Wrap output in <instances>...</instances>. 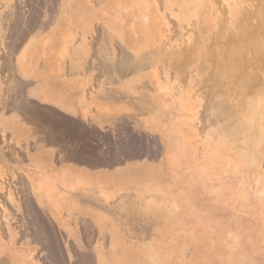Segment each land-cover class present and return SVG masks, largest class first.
<instances>
[{
	"label": "rangeland",
	"instance_id": "1",
	"mask_svg": "<svg viewBox=\"0 0 264 264\" xmlns=\"http://www.w3.org/2000/svg\"><path fill=\"white\" fill-rule=\"evenodd\" d=\"M62 1L74 3V0ZM97 1L98 0H77L79 7L73 6V8L66 13V18H68V20L70 19L71 25H68L71 27L72 24L78 23L79 18V20L84 19L85 23L91 24L90 27H95L94 31L97 33L90 39V46H98L97 44H99L103 47H109L116 41H119L117 38L119 36L118 33L123 26L121 23L109 25L107 21L110 22L111 17L103 20V18L98 15L100 8H98ZM3 3L4 1L0 0V106L2 107L0 123L10 122L15 128H17V124L20 125L23 128L20 130H22L24 135V137H22L24 143H21L20 146H10L8 144V146H6L4 142L0 143V264H10L4 257L11 258L13 261L11 264H20V262L21 264H26V261H30V258L27 260V254L32 257L35 255H44L46 252L26 249L21 250L20 242L18 241L17 243L16 240L21 237L26 240L23 242L25 247L27 242L33 243L39 236L46 235L42 233V226L37 228V226L34 225L37 222H41L37 217V212H35L36 209L38 210V206L36 203L32 202L25 203L23 195L15 192V187L18 186L19 188L20 185L24 186L25 190L28 192L26 194L28 198L33 199L34 197H38L39 200L45 201L44 198H46L47 194L41 193V190L47 192L46 188L49 185L47 181H49V179L45 180L43 178L46 175L39 178L31 175L36 174V172H43L41 169L48 170L49 167L54 171H63V169H67L64 163H68L71 160L64 156L63 149H58L44 143L34 128L37 127V125L39 126V124L33 121L30 122L26 118L23 119V116L19 115V111L14 108L17 106L32 107L36 110H40L39 104L42 103V101L45 103H54L53 99L55 97V99L58 100L62 97H64L63 100L69 98L71 101L74 95L70 94V96L66 93L67 91H65L67 88L66 86L71 89L73 84L67 85L65 82L66 85L62 87L60 83L54 82L52 79H46V77H48L46 72L49 71L48 73H51V70H53V61H43V59L42 61H36V59L25 61L26 58L28 59L34 52H31L30 49H28L29 51L24 49L27 39L25 40L22 34L18 35L16 30L20 29V25L26 28L27 26L30 27L34 25L37 20L39 21L40 17H42L39 15L41 13H46L47 0H6V2ZM158 4L161 6L162 1L158 2ZM200 4H202V8L199 7ZM118 6L119 4L114 7H109L108 5L104 13H107V15H119L117 11ZM88 8H91V10ZM211 8L226 11L225 20L228 25L226 33L222 32V36L221 32L218 33V35H204L202 33H196V29H192L191 27L189 28V30H191L189 33L182 36L178 35L177 39L172 41L168 47L163 48V50L165 53L167 51V55L170 57L172 54L176 53L172 55L175 61H209L213 63L216 66L215 79L219 78L218 80L216 79L218 85L221 82L225 83L228 80L227 77L232 78L233 92L238 93V96L232 100L235 105H237V112L234 113L232 135H223L227 142L233 145L232 153L228 155L227 148L217 147V143H221L219 140L222 139V135L215 133V127H210L202 123V120L199 119L200 112L198 113L197 109L198 102L192 103L188 100L186 93L184 95L182 94L183 90L187 91V85H194L198 82L197 79L192 77L189 69L183 73L172 70L173 76H171L172 73L170 71L166 70L160 82L153 71H150V73L147 70L138 71L133 65H128V69L124 68V71L117 72V70L113 69L114 65H112L117 61H103V63H105L103 70L106 77L101 83L93 80V88H95V86L97 88L99 87L98 85H101L102 88L107 90L109 96H117L110 97L109 104L113 105V102H116L124 116L127 114H132V116L136 115L135 119H129V123H133L134 126H130V130L134 131L133 133H139V139L136 136L135 138L124 140L121 138L122 133L126 134L128 132V134L131 135V131L125 128L118 129L116 132L118 137L121 138V141L116 148L123 158H125L123 155L125 152L127 155H137L134 158L140 156V162L135 163L137 166L133 168H127L126 166L123 168L124 170L113 165L109 167V170H101V167H99L100 169H92L90 166H84L85 169L82 171L84 175H87L84 186H88L90 191H94L100 205L103 203L112 207H119L120 205L129 207L128 203L129 201L131 202L130 198L126 204H118V202H115V199H110L108 197L109 192L113 190L121 191L122 188L125 189L124 192H130L132 197L136 195L138 203L140 201L144 202L145 200L150 202V198L158 202H164L167 201L165 199L167 196L160 192V190L169 188L172 184H179L180 188L185 190L184 185L186 182L183 176L192 178L194 176L193 173L195 174V172H198L197 170H199L200 167L209 169L212 165L211 169L214 172V179L219 180L221 184L215 185L216 188L213 190L210 189V191L200 194V200H203L205 204L219 203L222 205V203H232L235 208L236 224L233 236H231L229 240H225L222 236L216 235L213 230L214 225L210 221H207L206 225H204L203 234L198 235L196 238L194 235H189L192 241H190L191 239L188 236V242L185 243L187 246L186 253L188 256V263L184 262V256L183 258L177 257L178 252L181 256L184 253L179 250H163L162 252L165 256L160 255L161 259L167 264H172L173 261L176 262V264H264V56L256 60L247 53L249 52V47L255 46L257 43V46H264V0H194L191 4V9L194 10L204 11L205 9L209 10ZM85 10H89V12ZM10 11L12 12L10 13ZM248 12L254 14L252 15L253 19L249 21L251 27L249 32H247L248 35H244L243 33L236 38V47L239 46L241 50H244L246 61H226L227 56L230 59L232 56L233 41H231V39L234 37V34H236L240 23L243 24L245 18L249 14ZM172 15L174 14L172 13ZM8 20H10V23L7 22ZM188 20L187 24L190 27L192 26L191 21H198V18ZM14 26L17 27L14 29ZM102 34L104 36H102ZM205 36L209 38L206 39ZM218 37H220V42L218 41ZM213 42L215 43L213 44ZM120 46L121 47L118 46L121 48L120 53L127 51L122 45ZM63 47L65 48L66 44L65 46L63 45ZM111 49H113V52L115 51L114 47ZM141 51L142 49L139 50V53H141ZM209 51L211 54H207ZM184 52H188L190 55L186 54L187 56L184 58ZM139 53L136 52L135 56L140 57L141 54ZM155 53L156 52H153L152 55L157 58H153V60L150 59L151 61H157L159 59V54L157 55ZM70 54H72V52ZM124 55L120 54V57ZM208 55L209 57H207ZM45 57H48V55H45ZM237 62L239 64H245L243 71H233V64ZM83 63L84 61H70V70L72 72L84 73ZM95 63L96 61H93V65H95ZM109 68H112V70ZM148 73L151 74L152 79L154 77V80L157 81L155 86L157 91L161 83L164 85L163 79L169 81L167 83L168 87L163 88L162 92L164 93V89L170 90V96L165 97L162 95L157 97L153 92L150 93L147 90L138 88L144 83L142 80L148 79H144L145 75H148ZM91 75L94 76L95 72L92 71ZM66 79L68 80V78ZM209 83L211 85L214 84L213 81ZM224 83L221 84L222 90L224 89ZM251 84L255 87L254 91L250 94L247 92V87ZM49 85H51V87L46 88ZM150 90H153V88ZM205 90L208 91V88H205ZM39 91H43L44 96L39 95ZM141 93L144 95H141ZM210 97L211 100H213L214 96H212V94ZM138 99H141L142 102L143 100L146 101L141 104V101ZM151 101L154 102L156 108L150 106L152 105ZM148 102H150V105L143 107V104L148 105ZM169 102L173 103L172 111L174 114L172 113L170 118L173 123L177 125L183 120L192 123V128L195 124L197 125L194 130L196 134H198L197 140L199 141L195 143L198 149L192 153L193 155L195 154L198 161L197 165L200 163L197 167H193L192 164L196 165L195 163L187 161V155L193 150L191 146L192 142L189 141L192 132L188 133L186 156L183 154L180 156L183 143L181 140L176 141L175 139V141L170 140L172 144L174 143V150L170 151L169 155H167L168 159L166 158L165 143L168 137H165L166 132L164 131L163 127L165 126L163 124L169 120L167 121L168 115L166 111L164 112L162 109L165 108ZM139 104L143 106L139 107ZM30 105L32 106L28 107ZM142 107L151 108L143 110ZM208 115L209 114H202V117L207 119ZM149 117H151L153 121L160 122L158 124L163 126H161V128H163L161 132L164 131L165 133L161 134L159 130L146 129L145 127L148 126V123L152 121L147 119ZM25 119L28 122H26ZM15 122L17 124H15ZM158 124L156 123V128L160 127ZM15 128L13 129L14 131L18 130ZM138 128L140 129L138 130ZM126 136L127 135H125V137ZM3 138L4 133L0 130V139L2 140ZM175 146L176 148L181 147L179 150L180 153H175ZM67 148L68 147H66V149ZM60 150L61 152H59ZM149 150L151 153L148 152V154H144V151ZM5 153H29L39 157L45 155V159L47 156L53 158L56 165L51 166L49 164L48 166L34 168L36 162L25 161L19 157L9 158L4 155ZM97 162L98 161H94L93 163L98 164ZM99 171H103L106 174V181L101 186H97L98 183H94L96 184L95 186L90 183L91 180H94L90 174ZM107 171H109L108 174ZM165 171L166 177H162V172ZM134 172L136 174L140 173L136 179L128 178L122 180L123 174L132 175ZM145 173L157 175L143 178V174ZM160 173L161 175L159 176ZM203 178H197V185H209L206 184L208 181ZM227 178L230 180L229 183H224V179ZM115 184L118 185L115 186ZM7 190L10 191L8 192ZM212 191H216L217 193H213ZM69 192L68 190V194H70ZM20 196L23 200H19ZM164 196L166 197L164 198ZM193 197H196V195L194 194ZM5 198L9 203V207H5ZM43 204L42 202L39 207L42 209L46 219L50 221V216ZM10 205L12 210L11 215L9 209ZM149 205L150 207H146L150 209L152 205ZM32 211L34 214H32ZM5 215L6 218H4ZM144 218L145 216H140L141 221H143ZM3 219L5 220L3 221ZM3 222L6 223L5 226L8 232H5ZM36 229H38V232H36ZM140 229L142 232L145 227L141 225ZM160 229L161 232H155V236H158L160 239V241L157 242L164 246L169 240L170 234L169 231H162L164 228H159L158 231H160ZM36 233L37 235H35ZM60 235L61 233H58V236ZM143 236H140V238L142 239ZM215 237L221 239L215 241ZM48 238L55 245V241H53V239H56L55 235L50 232ZM74 238V236L69 237L67 235H61L60 243L64 245V242L67 241L68 244L72 245L73 243L71 241H73ZM143 251L148 252L147 249H143ZM159 251L160 250L157 249L155 252L159 253ZM48 252L52 255H60V251L54 250ZM150 253H152V251H149V254ZM172 254H176V256L174 255L172 257ZM16 260L17 262H15ZM170 261L171 263H169ZM130 263L132 264V262ZM144 263L150 264V260L145 259ZM27 264L34 263L29 262ZM133 264H135V262ZM153 264H160V262L159 260L156 261L154 258Z\"/></svg>",
	"mask_w": 264,
	"mask_h": 264
},
{
	"label": "crops",
	"instance_id": "2",
	"mask_svg": "<svg viewBox=\"0 0 264 264\" xmlns=\"http://www.w3.org/2000/svg\"><path fill=\"white\" fill-rule=\"evenodd\" d=\"M3 1L4 3L6 2V0ZM117 1L119 2V6L117 7L119 15H108V17H111V20L114 21L115 24L121 23L123 27L118 33L119 36L117 38L119 41H116L109 47L89 45L90 39L97 32L95 33V27H90L91 24L85 23L84 19L79 20V18L76 25L72 27L69 26L68 24L71 25V22L70 19L68 20V18H66V13L73 8V4L62 0H47L46 13H41L39 15L42 16L39 21L37 20L34 25L30 27L27 26L24 28L20 25V29H16L18 35L22 34L25 40L27 39L24 49L27 51L30 49L31 52H34V54L28 59L26 58L25 61L41 57L43 61L54 62L51 73H48L49 71L46 70L48 76L46 79H52L54 82H58L64 87L67 80L64 78L65 74L69 72L73 77L75 76L74 78L72 77L73 79L71 81V83L74 82L73 87L71 89L68 86H66L67 88L65 87L66 93L74 95L73 100L70 101L69 98H65L63 103H59V101L45 103L42 101V103L39 104L40 108L45 114L46 112L50 115L55 114L52 115L54 118H57L59 121L63 120V122L65 121L64 123L75 127L79 133L85 135V142L88 141V144H93L94 146L98 145L101 149L99 151V158L96 157L98 154L88 157L84 160L83 164L78 161L67 160L69 161L68 163L63 162L67 166V169L65 168L63 171H54L49 167L48 170L40 168L45 173L36 172V174H32L31 176H36V178L44 175L48 176L43 177L45 180L49 179V181H47L49 184L46 188L47 192L41 190V193L47 194L46 198H44L45 201L39 200L38 197H34L33 199L28 198L26 195L28 192L25 190L24 186L20 185L19 188L18 186L15 187V192L23 195L25 203L32 202L36 203L38 206V210L36 209L35 212H37V217L41 222H37L34 225H36L37 228L42 226V233L46 235L39 236L33 243L27 242L25 247L23 242L26 240L22 237L16 240L17 243L18 241L20 242L21 250L26 249L46 252L44 255H37L38 258L36 255L30 257V255L27 254V260L30 258V261H26V264L29 262L34 264H131L130 262H132V264L134 262L135 264H145V259L150 260V264H153L154 258L156 261L159 260L160 264H167L161 259V256H165L162 251L166 249L184 252L182 256L179 255L180 253L178 252L177 257L183 258L184 256V262L188 263V256L186 253L187 246L185 244L188 242V236L194 235L196 238L198 235L203 234L204 225H206L207 221H210L214 225L213 230L215 234L222 236L225 240H229L235 232V208L232 203H222V205L219 203L205 204L203 200H200V194L210 191V189L213 190L216 188L215 185L221 184L219 180L214 179V172L211 169L212 165L209 169H204L203 166V168L200 167L199 170H197L198 172H195V174L193 173L194 176L192 178L183 176L186 182L184 185L185 190H182L179 184H172L171 187L160 190V192L167 196H164L167 201L158 202L153 199H151L150 202L146 201L148 204L151 203L152 207L150 209L146 206H140L138 202H133L129 207L121 205L119 207H112L103 203L100 205L94 191H90L88 186H84L87 175H84L82 170L85 169L84 166L97 165L93 163L97 159H103L101 161L105 163L101 166V170H109L108 166L115 164L122 169L126 166L127 168H133L137 166L135 163L140 162L139 158H134L137 155L131 154L132 150L130 153L131 155H127L125 152L123 154L125 158H123L116 148L121 138L124 140L136 136L138 138L139 133H133L134 131L130 130V126H134L133 123H129V119H135L136 115L132 116V114H127L124 116L116 102L110 99L113 105L109 104V98L117 96H109L107 90L102 88L101 85H98L99 87L97 88L96 86L93 88V80L101 83L106 77L103 70L105 63H103L102 60L144 61L148 59L150 61V59L153 60V58H157L153 57V52H156L158 55L163 48L168 47L172 41L176 40L178 35L182 36L189 33L191 31L189 28L191 27H193L192 29H196V33L218 35L221 30V24H225L226 11H217L212 8L209 10L205 9L204 11L191 9V4L194 0ZM160 1H162L161 6L158 4ZM78 4L76 2L77 6ZM97 5L103 6L99 9V16L100 13L102 15L105 14L104 11H106L105 9H107L108 5L109 7L117 6L112 0H105V2H103V0H98ZM199 7L202 8V5L200 4ZM88 9L91 10V8ZM12 11H10V13ZM85 11L89 12V10ZM172 13L174 15H172ZM195 18H198V21L193 22L190 20L192 26L189 27L187 24L189 21L188 19ZM7 22L10 23V20ZM15 27L17 26H14V28ZM205 38L208 39L209 37L205 36ZM219 40L220 37H218V41ZM65 44L66 47L64 48L63 45L65 46ZM120 45L127 51L123 53L125 54L124 56L118 58V56L122 54L120 53L121 49L118 47ZM113 47L115 50L114 52L113 49H111ZM140 49H142L141 53H139ZM70 51L72 54H70ZM136 52L141 54V56L136 57ZM46 54L48 57H45ZM175 54L176 53L172 55ZM146 55L148 58H143V56ZM185 57L186 53L184 58ZM70 61H84V73L72 72L69 66ZM93 61H96L95 65H93ZM92 71L95 72L94 76L91 75ZM39 92V95L44 96L43 91ZM170 92V90L164 89L163 96H170ZM170 103L171 102L164 108L168 115L167 121L169 120L163 124L165 127L158 124L160 122L153 121L151 117L147 119L152 121L148 123L147 127H144L149 130H159L160 132L164 128L166 133L163 131L161 134L165 133V137L171 138L172 141H175V139L176 141L181 140L183 148L185 149L188 144V133L192 132L189 141L192 142L191 146L193 150L187 155V161L195 163L196 165H192L193 167H197L200 163L197 165L198 161L195 154H192L194 153L193 151L198 149L195 144L199 141L197 140L198 134H196L194 130L197 125L195 124L192 128V123L183 120L177 125L173 123L170 119L172 113L174 114L172 111L173 103L169 106ZM1 109L2 107L0 106V115L2 112ZM156 123L160 125V127L156 128ZM15 124L17 123L15 122ZM16 126L17 128L10 122L0 123V130L4 133V138L2 140L0 139V143L4 142L6 146H20L21 143H24V139H22L24 135L22 130H20L23 128L18 124ZM161 126L163 128H161ZM14 128L18 130L14 131ZM124 128L131 131V135L128 134V132L126 134L122 133V137L119 138L116 131ZM139 129L140 128H138V130ZM125 135L127 136L125 137ZM148 152L151 153L149 150L144 151V154H148ZM4 155L9 158L19 157L25 161L36 162L34 168L48 166L49 164L51 166L56 165L53 158L47 156L45 159V155L42 157L33 156L29 153H5ZM108 172L109 171H107V174ZM139 174L140 173L136 174L135 172L132 175L123 174L122 180L128 178L136 179ZM143 175V178H149L157 174L151 175L150 173H145ZM160 175L161 173L159 176ZM162 177H166V171L162 172ZM198 177H204L203 179L208 181L206 184L209 185H197L196 182ZM224 181V183H229L230 180L227 178L224 179ZM68 190L70 194H68ZM7 191L9 192L10 190ZM212 192L217 193L216 191ZM194 194L196 197H193ZM20 199L21 196L19 200ZM41 201L46 207L52 224L46 219L42 209L39 207L42 203ZM4 204L5 207H9L6 198L4 199ZM9 209L11 215V205ZM32 214H34L33 211ZM140 216H145L143 221H141ZM4 218H6V215ZM4 220L5 219H3V221ZM3 225L5 226L6 223L3 222ZM141 225L145 227L142 232L140 229ZM158 226L159 228H164L162 231H169L170 234V238L164 246L157 242L160 241V239L158 236H155V232H161V229L158 231ZM5 232H8L6 226ZM36 232H38V229H36ZM50 232L55 235L56 239H53L55 245L48 238ZM58 233L69 237L74 236V240L71 241L73 244L70 245L64 240V245H61V235L58 236ZM35 235H37V233ZM140 236H143V238L141 239ZM190 239V241H192L191 237ZM220 239L221 238L217 237L214 238L215 241ZM156 248L160 250L159 253L155 252L157 251ZM143 249H147L148 252H144ZM54 250L60 251V255L58 254L56 256V254L52 255L48 252ZM149 251H152V253L149 254ZM174 255L176 256V254H172V257ZM4 259L9 261L10 264L13 263L12 259L9 257H4ZM15 262H17V260ZM169 263H171V261ZM172 264H176V262L173 261Z\"/></svg>",
	"mask_w": 264,
	"mask_h": 264
},
{
	"label": "bare ground",
	"instance_id": "3",
	"mask_svg": "<svg viewBox=\"0 0 264 264\" xmlns=\"http://www.w3.org/2000/svg\"><path fill=\"white\" fill-rule=\"evenodd\" d=\"M74 1H75V3H72L73 6L74 7H77V5H76L77 0H74ZM112 1L115 2V5L116 4H119V2L117 0H112ZM103 2H105V0H103ZM77 4H78V2H77ZM260 4H261V1H260ZM102 7L103 6H101V5L98 6V8H100V9ZM217 11H215V12H217ZM242 14H243V12H242ZM106 15H107L106 13L104 15H102L100 13V17H102L103 20H105V19L108 18V15H107V17H106ZM252 15H254V14L249 13L247 15V17L245 18L243 24L240 23V25L238 26L237 31H236V34H234V37L231 39V41H233V48H232V56H231V59L228 58V56H227L226 57V61H246V54H245L244 50H241V48L239 46L236 47V43H237L236 38L240 34H243V33H244V35H246V34L248 35L247 32H249L250 27H251L249 21H251V19H253V16ZM72 20H74V19H72ZM74 21H76V20H74ZM75 23H77V22H75ZM107 23L109 25L115 24V22L112 21V20L110 22L107 21ZM224 23H225L224 25L221 24V30H220L221 36H222V32L223 33H226L227 30H228V25L226 23V20L224 21ZM74 25H76V24H72V26H74ZM193 26H195V25H193ZM217 30H218V28H217ZM102 36H104V35L102 34ZM215 42H213V44ZM216 44H218V43H216ZM97 45H99V44H97ZM257 45H258V43L255 46L249 47L250 48L249 49V52H247L248 55L250 54L251 57L255 58L256 60L258 58H260L261 56H264V46H260V45L257 46ZM215 46H213V47H215ZM119 47H121V46H119ZM184 53H186L187 55H190V54H188V52H184ZM207 54H211V52L209 51ZM46 56H47V54H46ZM158 56H159V59L157 61H151V60L149 61L148 59L147 60H144V61H119L118 60L116 63H113L112 65H114V68L113 69L117 70V72L124 71V68L128 69V67H127L128 65H133V67L136 70H138V71L147 70V71H149V73H150V71H153V72H155V75L159 78V81L160 82H161L162 75L165 74V71L166 70L170 71L171 73H172V70H175V72H178V73H183V72H186L189 69L190 72H191L190 74H192V77L195 78V79H197L198 82L195 83L194 85H191V84L187 85V91H184L183 90L182 91L183 92L182 94L184 95L186 93V96L188 97V100L190 102H192V103L198 102V106H197L198 108L197 109H198V113L200 112V118L199 119L202 120V123L204 125H208L210 127H215V129H216L215 130V133L216 134L222 135L221 136L222 139L219 140V142H221V143H217V147L227 148L228 155H230L232 153V146L233 145L231 143L227 142L226 138L223 135H227V136H231L232 135V132H233L232 131L233 120H234V115H235L234 113L237 112L236 111V109H237L236 106L237 105H235V103L232 100L235 99L236 96H238V93L233 92V88H232V78L231 77H227L228 80L225 83L224 82H221L218 85L217 82H216V79L217 78L215 79V69H216V66L213 63L209 62V61H206V62L205 61H175L174 60L175 58L173 59L172 58V55H171V57L169 55H167V51L165 53V51L163 49L159 52V55ZM143 57L144 58H148L147 55L146 56H143ZM207 57H209V55ZM124 58H127V57H124ZM37 60L38 61L39 60L42 61L41 58H37L36 61ZM103 60H102V62H103ZM122 60H124V59H122ZM106 65H108V64H106ZM244 66H245L244 63L243 64H239L238 62L237 63H234L233 64V71L234 72H236V71H238V72L239 71H243L244 70ZM106 68H108V67H106ZM109 69L112 70V68H109ZM149 73H148V75L146 74L145 77H144V79L145 78H148L149 80L148 79L142 80V82H144V83L142 85L138 84V85H140L138 88L139 89H143V90H147L150 93L153 92V94H155L157 97L158 96H162L163 95L162 90H163V88H167L168 87V84L167 83L169 81H166V80L163 79L164 85L162 83L160 84V82H159L160 85L158 86V91H157V89L155 88L157 81L154 80V77L152 79L151 78V74H149ZM171 76H173V73H172ZM72 77L73 76L71 74H69V73L65 74L64 78H68V80H66V84L67 85H70V84H73L74 83V82L71 83V81H72V79L75 76L73 78ZM11 80H13V79H11ZM210 81H213L214 84L211 85L209 83ZM222 83H224L223 84V86H224V89L223 90H222V87H221V84ZM252 84L249 87H247V89H248L247 92L250 93V94L252 93V91H254V87H255ZM50 87H51V85L47 86L46 88H50ZM151 88H153V90H150ZM205 88H208V91L205 90ZM142 94L143 93H141V95ZM211 94H212V96H214L213 97V100H211V97H210ZM55 98L53 99V102L59 101V103H63V98H59L61 100H58V99H55ZM143 99H145V98H143ZM138 100L141 101V99H138ZM145 101L146 100H143L144 103H145ZM135 102H137V101H135ZM143 102L141 101L140 103L142 104ZM137 103H136V105H137ZM148 103H147L148 105L143 104L144 106L139 104V107H141V106H143V107L149 106L150 105V102H148ZM151 103H152V105H150V106L156 108L155 105H154V102L151 101ZM170 105L171 104H169V106ZM31 106L32 105H30L28 107H31ZM238 106H240V105H238ZM33 107H35V106H33ZM146 108H148V107H146ZM146 108H143V110H146ZM150 108H148V109H150ZM14 109H16L17 111H19L18 113H19V115H22L23 116V119L26 118L30 122L33 121L34 123H38L39 126L37 124H34V123L33 124L34 125H37V127H34V128L37 131V134L40 137V139L44 143H46L47 145L49 144L52 147H56L58 149H63V152L65 154L64 156H66L68 159H70L72 161H75V162L76 161L81 162V164H82L84 162V160H86L88 157H91V156H94V155H97L98 154L96 157L99 158V156H100L99 151L101 150L100 147H98V145H95L94 146L93 144H88L87 143L88 141L85 142L86 141V138L84 137L85 135H82L81 133H79L78 130L75 129V127L70 126L67 123H64L65 121L64 122H63V120L62 121L61 120L59 121L57 118H54V116H52V115H55V114L50 115L47 112L45 114L43 110H41V109L40 110H36L35 108H32V107L31 108H27V107H18L17 106ZM162 110H164V112L166 111V109H164V108ZM11 111H13V110H11ZM202 114H204V115L209 114V115H208V117L206 119L205 117H202ZM26 122H28V121L26 120ZM75 123H76V121H75ZM78 124H79V122H78ZM31 127H32V125H31ZM73 129H75V130H73ZM77 129H78V127H77ZM88 132H89V129H88ZM92 132L94 133L93 130H92ZM138 139H139V137H138ZM170 140H171V138L170 139L167 138L166 143H165L166 158H167V155H169L170 151H173L174 150V148H173L174 143L172 144L170 142ZM66 147H68V148L66 149ZM180 148L181 147H177L176 148V146H175V153H178L179 150H180ZM59 152H61V150ZM182 154L184 156H186V149L185 148H182L181 149L180 156ZM101 160H103V159H101ZM101 160L100 159H97L96 161H99V163L97 162L98 163L97 165H90V167H92V169H95V168L100 169L99 167H101L103 164H105L104 161L102 162ZM113 166H116V165H113ZM108 167H111V166L109 165ZM179 168L181 169L180 166H179ZM90 175L94 179V180H91L90 181L91 184L98 183L97 186H101L106 181L105 180V178H106L105 177V173L102 172V171L94 172V173H91ZM94 185L96 186V184H94ZM116 185H118V184H115V186ZM102 188H103V186H102ZM107 191L109 192L108 189H107ZM124 191H125V189H123V188H122L121 191L120 190H113V191H111V192L108 193V197L110 199H115V202H118V204H126L128 202V199L130 198L131 199V202L129 201V203H128L129 206L133 202H137L136 195H134L135 197H132V194L130 192H124ZM125 193H127V194H125ZM120 194H122V195H120ZM155 196H157V195H155ZM155 196H154V198H155ZM161 199H163V198H161ZM150 200H151V198H150ZM146 201L147 200H145L144 202H141L140 201L139 202L140 203V206H148V207H150V205L148 203H146ZM113 205H114V203H113ZM156 217H153V218H156Z\"/></svg>",
	"mask_w": 264,
	"mask_h": 264
}]
</instances>
